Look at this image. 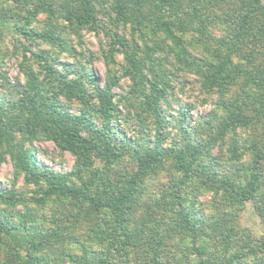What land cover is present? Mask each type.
I'll return each mask as SVG.
<instances>
[{"label": "trees", "instance_id": "trees-1", "mask_svg": "<svg viewBox=\"0 0 264 264\" xmlns=\"http://www.w3.org/2000/svg\"><path fill=\"white\" fill-rule=\"evenodd\" d=\"M183 75L214 101L195 124L163 108ZM0 89V264H264L241 224L247 205L264 223V0H0Z\"/></svg>", "mask_w": 264, "mask_h": 264}, {"label": "rangeland", "instance_id": "rangeland-1", "mask_svg": "<svg viewBox=\"0 0 264 264\" xmlns=\"http://www.w3.org/2000/svg\"><path fill=\"white\" fill-rule=\"evenodd\" d=\"M120 31L123 30L120 29ZM81 34L83 47L86 50H89V53L93 56L91 69L93 70L94 75L98 78L99 82H103L106 75V68L104 60L100 56L99 48L101 42H106V38L104 35L97 36L95 33L87 32L85 30H83ZM71 41L72 45L75 47V50L79 51L80 45H78L74 36L71 37ZM6 48L9 53L13 52L10 46H7ZM62 58L65 61L72 62V59L67 56V54H63ZM118 59L121 60V56H118ZM20 60L21 58L19 55L8 54L5 56L3 61L7 76L12 81L17 77L20 79L22 78L18 68ZM180 79L184 85L181 86L180 84H175L174 87V98L178 100V103L172 101L170 102V108L165 107V105H163V108L168 112V114L176 116L177 109H179L178 107H182L189 103L193 106V108L190 110L191 122L192 124H195L199 118L205 117L209 111H211L214 101L206 99L200 94V84L198 83L199 80L195 76L183 75V78ZM120 84L122 87H126L129 82L128 80H121ZM113 91L115 93H120L121 89L115 88ZM34 143L35 147L40 151L38 158L41 159L47 167H52L54 170H61L63 172L71 169L74 163V157L71 154L67 152L61 154L55 148V145L52 142L42 141ZM14 181L15 179L13 178L11 160L9 156H5V160L0 164V184L8 185ZM16 185L20 189L25 188L23 185V179L21 178L16 181ZM30 189L33 188L31 186L27 187L25 188V191H29ZM241 224L244 227L250 228L255 235H261L264 233V223L260 222L259 218L253 213L250 205H247L244 212L242 213Z\"/></svg>", "mask_w": 264, "mask_h": 264}]
</instances>
